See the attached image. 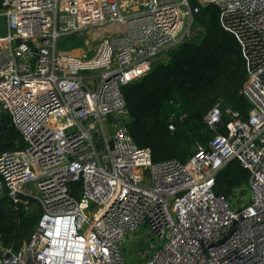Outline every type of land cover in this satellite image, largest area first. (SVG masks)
<instances>
[{"label": "built area", "instance_id": "1", "mask_svg": "<svg viewBox=\"0 0 264 264\" xmlns=\"http://www.w3.org/2000/svg\"><path fill=\"white\" fill-rule=\"evenodd\" d=\"M208 3L238 42L251 107L243 119L217 99L203 122L226 118L225 133L153 161L128 132L122 88L190 38ZM67 35L79 51L59 46ZM2 113L23 146L0 152V188L40 215L0 264H264V0H0ZM232 158L249 171L239 201L213 190Z\"/></svg>", "mask_w": 264, "mask_h": 264}, {"label": "trees", "instance_id": "2", "mask_svg": "<svg viewBox=\"0 0 264 264\" xmlns=\"http://www.w3.org/2000/svg\"><path fill=\"white\" fill-rule=\"evenodd\" d=\"M218 12L215 4L202 5L193 23V27L203 23L199 33L171 47L166 60H153L143 76L122 88L131 114L128 132L139 146L150 149L153 161L167 158L184 161L194 152L196 141L204 142L214 132L225 133L226 118L202 140L195 139L183 122L188 118L196 126L205 127L203 115L217 99H221L223 110L229 106L238 110L243 119L248 115L251 102L240 92L247 77L244 59L235 37L220 25ZM63 39V43L72 40L69 47L80 44V39L73 35ZM170 121L174 123L173 129L169 128ZM22 146L20 133L2 113L0 152ZM248 181L249 171L232 158L217 171L213 190L239 201L247 192ZM70 186L78 195L80 180ZM2 189L0 247L16 249L35 226L40 206L31 197L14 204L6 195V188Z\"/></svg>", "mask_w": 264, "mask_h": 264}, {"label": "rangeland", "instance_id": "3", "mask_svg": "<svg viewBox=\"0 0 264 264\" xmlns=\"http://www.w3.org/2000/svg\"><path fill=\"white\" fill-rule=\"evenodd\" d=\"M196 2L195 1H192V4H195ZM203 19H201L202 21ZM204 22V21H203ZM202 22L200 23V27L202 26ZM199 26H195L193 27L192 29V35H195V34H198L199 31H200V27ZM102 34V30L100 29L99 31H97V36H100ZM98 38V37H97ZM64 39L61 41L60 43V46L61 47H65L67 50H70V51H79L80 49V46H75V47H69L67 46L68 43H63ZM96 44V41L91 43V47H93L94 45ZM171 48V47H170ZM169 48V49H170ZM164 50L162 51L157 57L154 58V61H163V60H166L168 55H167V52L168 50ZM222 109V108H221ZM223 110V109H222ZM187 128L190 130L191 133H193L195 135V139L197 140H202V139H206V137H208L212 131H210V129L204 127L203 125H199V126H196L194 124V122H192L191 119H186L183 121ZM28 187H30V185H28ZM3 193V189L0 188V195ZM232 200H234V198H232ZM138 246L135 247V249H137ZM122 252L123 254L125 253L126 254V248L124 246H122ZM127 257L129 258H141L143 255L141 253H134V252H129L127 255Z\"/></svg>", "mask_w": 264, "mask_h": 264}]
</instances>
